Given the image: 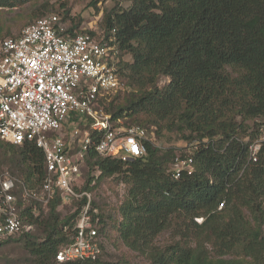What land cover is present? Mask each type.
I'll list each match as a JSON object with an SVG mask.
<instances>
[{"label":"trees","instance_id":"16d2710c","mask_svg":"<svg viewBox=\"0 0 264 264\" xmlns=\"http://www.w3.org/2000/svg\"><path fill=\"white\" fill-rule=\"evenodd\" d=\"M11 1L0 0V7H13ZM80 24L67 25V33L80 31ZM113 29L126 58L121 76L128 91L103 105L104 111L114 121L145 128L155 140L160 124L189 132L193 172L174 179L171 165L178 155L147 142L146 154L129 163L91 155L84 188L93 192L91 183L107 177L126 180L115 228L150 264H264V142L251 162L249 147L262 136L260 128L256 134L247 125L261 120L255 127L264 126V0H132L127 9L103 15L99 31L105 40ZM161 78L169 80L163 88ZM0 162L29 190L41 186L44 156L34 143L0 141ZM59 204L23 212L45 233L42 242L33 232L19 236L37 264H61L60 246L72 242L78 211L61 220ZM100 218L105 237L102 213ZM171 227L180 240L157 246V237Z\"/></svg>","mask_w":264,"mask_h":264},{"label":"built area","instance_id":"2783aa9c","mask_svg":"<svg viewBox=\"0 0 264 264\" xmlns=\"http://www.w3.org/2000/svg\"><path fill=\"white\" fill-rule=\"evenodd\" d=\"M102 20L91 24V31L69 34L66 23L51 14L19 37L0 39V141L34 143L43 152L45 171L36 191L8 172L0 174V243L35 230L23 217L27 209L38 214L59 200L72 214L78 211L72 242L56 255L61 264L92 262L102 254L101 213L93 192L84 188L91 155L129 163L146 154L147 142L155 144L153 133L114 121L103 109L128 88L116 31L105 40ZM261 138L249 147L253 163ZM194 151L187 147L174 159V179L193 172ZM95 185L94 180L90 187Z\"/></svg>","mask_w":264,"mask_h":264},{"label":"rangeland","instance_id":"374dc122","mask_svg":"<svg viewBox=\"0 0 264 264\" xmlns=\"http://www.w3.org/2000/svg\"><path fill=\"white\" fill-rule=\"evenodd\" d=\"M94 1L96 0H12L13 7H0V39L19 37L28 25L51 14L66 21V25L81 23V31H91V24L103 19V15L109 10L114 7L127 9L132 3V0H100L94 7ZM127 59L130 60L129 57ZM168 82L167 78H161L159 87L163 88ZM127 96L120 97L114 103V107L126 103ZM137 118L143 119V116ZM261 122V120H256L248 122L247 125L250 128L249 132L254 131L256 134L257 128H260V133L258 132L257 135H261V139L264 140V126L255 127V124ZM156 128L155 147L161 152L173 151L174 154L180 155L182 150L189 145V141L186 140L189 132H177L166 124H160ZM7 172L11 174L10 166L2 165L0 162V174ZM127 190L128 185L126 180H122V176L107 177L99 182L96 181L93 190L95 207L102 213L106 226V236L103 238V250L98 264H150L144 255L132 251L123 243L119 238L117 228H115L120 220L118 209L125 200ZM72 210L73 208L60 203L57 212L62 220L70 216ZM46 212L44 213L46 214ZM109 217L110 219H108ZM46 218L47 215H44L43 219ZM33 235L37 237V242H42L45 233L43 229L37 228L33 231ZM21 237L11 238L0 243V264H37L36 259L27 249L25 240H22ZM179 240V236L171 227L157 237L155 244L164 248L174 245ZM63 247L64 244L60 246V249Z\"/></svg>","mask_w":264,"mask_h":264}]
</instances>
